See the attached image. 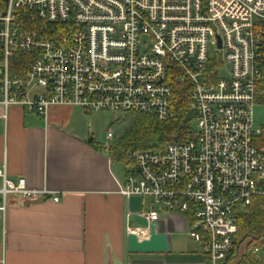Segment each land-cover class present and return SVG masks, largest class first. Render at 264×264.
<instances>
[{"label":"built area","instance_id":"1","mask_svg":"<svg viewBox=\"0 0 264 264\" xmlns=\"http://www.w3.org/2000/svg\"><path fill=\"white\" fill-rule=\"evenodd\" d=\"M263 82L264 0H0L4 117L18 107L45 120L68 106L163 123L173 83L188 86V136L127 153L118 193L149 200L138 216L150 223L186 221L208 264H228L238 214L264 197V128L254 117ZM46 196L0 165V222L9 197ZM128 234L146 240L148 227ZM251 253L264 262V247Z\"/></svg>","mask_w":264,"mask_h":264},{"label":"crops","instance_id":"2","mask_svg":"<svg viewBox=\"0 0 264 264\" xmlns=\"http://www.w3.org/2000/svg\"><path fill=\"white\" fill-rule=\"evenodd\" d=\"M79 115L87 117L68 106L51 107L45 120L18 107L6 117L0 110V165L10 180L22 177L48 193L37 201L8 198L0 264H208L184 239L187 223L175 215L154 222L167 235V252H127L128 230L151 224L138 216L151 203L118 193L125 174L87 142L89 130L74 127Z\"/></svg>","mask_w":264,"mask_h":264},{"label":"trees","instance_id":"3","mask_svg":"<svg viewBox=\"0 0 264 264\" xmlns=\"http://www.w3.org/2000/svg\"><path fill=\"white\" fill-rule=\"evenodd\" d=\"M170 110L173 118L160 123L151 115L133 116L132 125L118 142L105 151L112 162L124 163L129 152H160L169 143L180 142L188 136L193 116L189 111L188 86L173 83ZM257 105L264 106V82L258 87ZM97 150L99 146L91 143ZM101 150V151H102ZM264 247V197L253 198L251 204L237 216V233L228 264H264L251 251Z\"/></svg>","mask_w":264,"mask_h":264},{"label":"rangeland","instance_id":"4","mask_svg":"<svg viewBox=\"0 0 264 264\" xmlns=\"http://www.w3.org/2000/svg\"><path fill=\"white\" fill-rule=\"evenodd\" d=\"M210 53L213 54V48H210ZM132 114L127 113H115V112H98L91 115L77 116L74 118L73 125L80 131H88V139L91 138L92 142L99 147L104 146H114L118 139L122 136L125 130H127L133 122ZM254 117L256 124L264 128V106L257 105L254 111ZM107 133H111L113 139L107 140ZM115 170L118 175L123 177L124 175V165L120 162H114ZM145 203H148L145 200ZM187 235V233H186ZM184 237L185 240L189 241L193 245V249L198 252L202 251V248L199 244H194L188 236ZM264 258V257H262Z\"/></svg>","mask_w":264,"mask_h":264},{"label":"water","instance_id":"5","mask_svg":"<svg viewBox=\"0 0 264 264\" xmlns=\"http://www.w3.org/2000/svg\"><path fill=\"white\" fill-rule=\"evenodd\" d=\"M87 142L92 143V139L89 138ZM168 250L167 235L154 222L148 228V239L138 240L134 235L127 236L128 253L161 254Z\"/></svg>","mask_w":264,"mask_h":264}]
</instances>
